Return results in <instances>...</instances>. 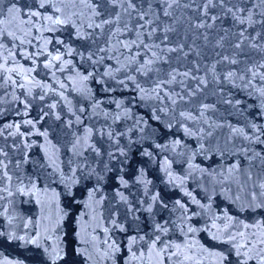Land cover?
Instances as JSON below:
<instances>
[{
  "label": "water",
  "instance_id": "1",
  "mask_svg": "<svg viewBox=\"0 0 264 264\" xmlns=\"http://www.w3.org/2000/svg\"><path fill=\"white\" fill-rule=\"evenodd\" d=\"M0 264H264V0H0Z\"/></svg>",
  "mask_w": 264,
  "mask_h": 264
}]
</instances>
